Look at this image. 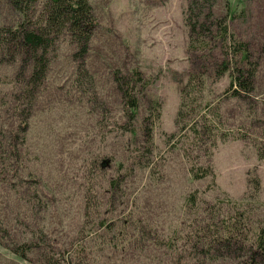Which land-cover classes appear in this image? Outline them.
Segmentation results:
<instances>
[{
	"label": "rangeland",
	"instance_id": "374dc122",
	"mask_svg": "<svg viewBox=\"0 0 264 264\" xmlns=\"http://www.w3.org/2000/svg\"><path fill=\"white\" fill-rule=\"evenodd\" d=\"M87 1L97 30L86 73H78L71 58L73 48L62 41L50 56L47 80L33 105L16 162L0 151V222L10 233L7 240L0 237V264H37L36 256L24 261L5 247L12 243L19 247L40 229L59 248L85 251L88 264H176L179 260L196 264L188 253L179 252L181 256L166 249L185 248L195 222L207 217L208 207L237 204L253 228L264 222V163L258 162L255 147L264 140V57L255 94L247 103L224 98L227 76L207 82L203 98L205 103H220L223 132L230 139H244L219 142L214 150L205 145L201 150L211 149L214 179L195 182L188 174L189 164L198 158L204 167L203 153L191 150L187 142L168 143L176 134L184 85L180 81L196 64L187 53V0ZM227 2L234 15L246 11L245 19L230 24L231 33L258 53L264 44V0H217V17L226 15ZM20 20L10 0H0V29L16 28ZM116 70L138 71L149 84L139 122L146 117L148 98L161 105L150 159L154 176L149 178L144 171L127 177L117 195L109 182L117 174L123 176L118 172L120 164L131 167L134 145L122 127L125 121L112 76ZM17 71V65L6 63L0 53L1 145L16 127L12 94ZM255 177L260 182L258 193L248 185ZM191 195L196 198L194 209L187 204ZM125 220L137 230L124 233ZM104 224L114 225L110 234ZM206 260L205 264H233Z\"/></svg>",
	"mask_w": 264,
	"mask_h": 264
},
{
	"label": "trees",
	"instance_id": "16d2710c",
	"mask_svg": "<svg viewBox=\"0 0 264 264\" xmlns=\"http://www.w3.org/2000/svg\"><path fill=\"white\" fill-rule=\"evenodd\" d=\"M216 1L187 0L184 13L188 29L187 53L194 58L196 64L186 74L185 80L180 81L184 85L180 90L176 134L168 138V143L176 140L177 144L187 142L191 150L203 153L204 167L199 166L198 158L189 164L188 174L195 182L214 179L211 149L214 150L219 142L244 139L241 136H232L230 139L231 136L223 132L220 103H205L203 98L207 82L221 81L227 76L229 85L223 94L224 98L247 103L255 94L264 57V44L257 53L252 50L250 43L239 39L230 31V24L246 18V11L242 10L239 15H234L227 2L226 15L217 17L214 12ZM10 3L21 20L16 28L0 29V53L6 63L18 67L12 94L16 127L3 138L2 145L6 148L0 144V151L9 154V161L16 162L18 146L20 148L25 143L33 105L47 80L50 56L62 41H68L73 48L71 58L77 65L78 73H86L97 22L87 0H10ZM112 76L125 121L122 127L134 145L131 167L127 169L120 164L118 172L123 173V176L117 174L109 182L111 192L117 195L125 187L127 177H134L136 173L144 171L149 178L154 176L155 168L151 166L150 159L153 154V131L161 118V105L157 100L148 98L146 117L139 122L141 101L146 97L148 82L138 71L116 70ZM205 145H210L211 149L201 150ZM255 147L258 162L264 163V140L256 142ZM248 185L253 187L254 193H258V178L250 179ZM33 200L35 206L39 207L40 201L35 197ZM195 200L193 195L188 197L189 208L196 207ZM228 203L214 205L204 211L207 217L204 221L195 222L185 248L179 251L170 246L166 250L174 254L188 253L196 264H205L206 259L211 263L229 260L233 264H264V222L253 228L245 214L239 211L237 204L229 207ZM83 222L86 228L88 214L84 216ZM113 226L104 224L102 228L110 234ZM123 226L124 233L131 229L137 230L135 224L126 220ZM41 230L32 232L29 240H25L19 247L12 243L10 248L5 249L24 261H28L31 255L36 256L37 264H88L89 261L84 257L85 251L71 247L68 250L59 248L49 243ZM123 231L119 233L121 238L126 236ZM0 237L6 240L10 237L3 221L0 222ZM0 245L2 246V240ZM199 258L202 259L201 263L198 262ZM176 264L184 263L179 260Z\"/></svg>",
	"mask_w": 264,
	"mask_h": 264
}]
</instances>
